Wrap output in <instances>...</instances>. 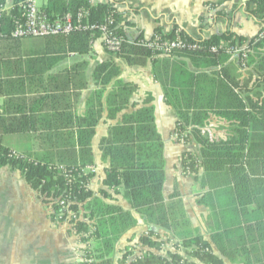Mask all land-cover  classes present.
<instances>
[{
    "label": "trees",
    "instance_id": "16d2710c",
    "mask_svg": "<svg viewBox=\"0 0 264 264\" xmlns=\"http://www.w3.org/2000/svg\"><path fill=\"white\" fill-rule=\"evenodd\" d=\"M18 1L1 11L5 0H0V97L4 98L0 168L21 173L51 207L50 218L71 226L82 245L80 264H113L119 240L137 226L134 215L117 205L106 190L97 194L90 190L94 174L85 172L93 165L91 141L109 85L105 98L109 117L128 107L133 111L109 128L99 144L102 159L109 162L102 184L122 194L149 226L147 235L139 238L140 247L159 251L160 231L179 240L174 253L164 257L146 252L129 264H193L178 253L180 249L202 264H225L213 249L231 264H264V255L257 257V252L264 253V38H258L264 28L250 40L229 31L195 39L178 30L181 40L198 48L159 56L140 46L143 34L131 32L133 25L113 3L93 6L88 0H46L40 7L49 20L69 15L77 24L79 13L81 25L100 26L111 20L107 27L124 40L115 56L129 66L151 61L163 101L176 115L174 133L183 135L177 140L183 144L192 140L200 147L198 157L182 154L181 168L195 178L202 171L200 186L205 194L196 203L210 211L207 242L190 230L178 190L164 199L163 141L153 111L131 103L137 88L116 79L119 70L111 61L99 64L92 73L97 90L86 103L85 115H73L79 93L86 89V63L59 73L51 70L69 54H91L100 33L76 30L68 35L13 38ZM245 12L264 26V0H249ZM176 30L156 29L154 34L172 40ZM231 46H246V60L230 54ZM212 121L223 132L219 138L206 131ZM7 134L30 135L33 151L10 155L13 150L1 143ZM131 253L127 249L120 264Z\"/></svg>",
    "mask_w": 264,
    "mask_h": 264
},
{
    "label": "crops",
    "instance_id": "0c3cea01",
    "mask_svg": "<svg viewBox=\"0 0 264 264\" xmlns=\"http://www.w3.org/2000/svg\"><path fill=\"white\" fill-rule=\"evenodd\" d=\"M249 0H88L95 6L102 3H113L116 10L125 14L133 31L141 32L143 37H150L156 29L163 33H170L173 29L181 30L195 39H203L212 35H220L226 31L247 40L253 38L264 26L250 17L245 12ZM43 0L39 6L45 4ZM208 6L214 9L211 11ZM253 5H250L252 8ZM219 12V13H218ZM111 61L119 70L116 79L123 83L136 86L137 90L131 98V103L137 107H150L156 130L163 141V157L165 161V182L162 194L165 200L176 188L182 201V206L187 215L189 228L194 234L201 235L204 241H210V227L212 225L210 211L205 206H200L196 201L205 194L201 189L200 178L202 171H198L195 178L193 174H184L181 168V157L185 152H190L195 157L199 156L200 147L194 141L187 144L174 138L176 115L172 108L163 101L162 88L153 78L151 61L144 65L129 66L124 59L107 53L99 40L93 42L91 54L79 56L69 54L58 62L52 73H59L70 69L80 62L86 63L85 81L86 89L79 93L73 115L84 116L86 103L97 87L92 80L94 69L101 63ZM232 63V62H231ZM62 64V65H60ZM110 92V85L102 98V113L95 127V135L91 141L93 156L94 177L89 183L90 190L97 194L106 190L114 202L124 210L130 211L137 219V226L129 230L118 242L112 258L113 264H120L127 249L131 255L127 256L124 264H129L135 258H141L146 252H153L161 256L177 251L179 240L169 235L164 237L159 232L158 242H162L159 251L140 247L139 238L147 235L149 226L134 211L131 210L127 200L122 194H115L107 190L102 180L108 160L102 159L99 144L106 137L107 131L118 124L124 114L133 111L131 107L109 117L105 98ZM4 98L0 97V112L3 110ZM211 125V124H210ZM209 125V126H210ZM206 131L208 132V128ZM7 135H25L27 149L18 151L14 145L4 140ZM1 137L3 146L15 152L33 151V145L28 134H7ZM5 141V142H4ZM85 172H88L86 169ZM52 209L45 205L36 191L31 189L21 173L12 171L9 167L0 168V264H80L81 247L78 237L71 230L67 222L53 221L50 218ZM206 231L202 232L201 227ZM134 247V248H133ZM134 250H133V249ZM186 260L193 264H202L190 259L183 249L178 251ZM213 253L222 258L225 264H231L221 257L216 249ZM263 251L257 252V257L263 258ZM258 264V263H255Z\"/></svg>",
    "mask_w": 264,
    "mask_h": 264
},
{
    "label": "built area",
    "instance_id": "2783aa9c",
    "mask_svg": "<svg viewBox=\"0 0 264 264\" xmlns=\"http://www.w3.org/2000/svg\"><path fill=\"white\" fill-rule=\"evenodd\" d=\"M14 0H5V4L1 11H7L12 8ZM212 11L214 8L208 6ZM17 8L19 16L12 20V32L11 37L13 38H42L57 35H68L73 31L78 30H97L100 33L99 41L102 44L103 49L111 54L116 55L124 42L123 38L115 35L114 30L107 27L112 25V21L109 20L106 24L97 26L92 25H81L79 21L82 17V13H79L74 24L69 15H65L63 18L49 20L45 14L41 11L38 4V0H19L17 2ZM178 30L175 31V38L162 39L158 34H152L150 37H143L140 40V46L150 50L153 53H157L159 56H168L175 51H181L185 49H197V45H188L185 41L179 38ZM258 38H264V29L258 33ZM228 52L233 56H240L244 61L247 58L248 50L246 46H231ZM176 139L183 138V135L178 137L174 135ZM10 155L18 157L15 151H11ZM63 173V167H59ZM88 172H94L91 167L87 168ZM60 204L64 206L65 202L61 201ZM82 255V254H81Z\"/></svg>",
    "mask_w": 264,
    "mask_h": 264
},
{
    "label": "rangeland",
    "instance_id": "374dc122",
    "mask_svg": "<svg viewBox=\"0 0 264 264\" xmlns=\"http://www.w3.org/2000/svg\"><path fill=\"white\" fill-rule=\"evenodd\" d=\"M42 1L43 0H38V3L41 4ZM218 126L219 124H217L215 121H212L211 125L208 128V133L210 134L211 137L219 138L223 135V132L218 130ZM4 140H6L10 146L11 144L14 145V148L17 149L18 151L27 149V142H26L27 137L25 135H7L5 136ZM175 140L177 139L175 138ZM16 153L18 154V152ZM201 230L202 232H205L206 227L205 226L201 227Z\"/></svg>",
    "mask_w": 264,
    "mask_h": 264
}]
</instances>
